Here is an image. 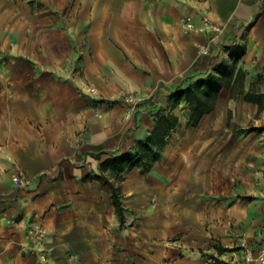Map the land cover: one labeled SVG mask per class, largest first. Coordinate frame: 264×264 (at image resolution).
I'll return each mask as SVG.
<instances>
[{
	"label": "crops",
	"instance_id": "1",
	"mask_svg": "<svg viewBox=\"0 0 264 264\" xmlns=\"http://www.w3.org/2000/svg\"><path fill=\"white\" fill-rule=\"evenodd\" d=\"M202 17L222 31L198 54L213 32L184 20ZM218 65L229 84L193 124L170 92ZM167 116L158 158L101 165ZM263 246L264 0H0V264H255Z\"/></svg>",
	"mask_w": 264,
	"mask_h": 264
},
{
	"label": "trees",
	"instance_id": "2",
	"mask_svg": "<svg viewBox=\"0 0 264 264\" xmlns=\"http://www.w3.org/2000/svg\"><path fill=\"white\" fill-rule=\"evenodd\" d=\"M233 59H237L241 55L240 51L231 52ZM217 74H209L204 79H199L195 82V84L188 85L185 88L176 87L174 90L170 92V95L177 99H182L189 103L193 114L195 115V119L193 124L199 119V117L209 112L213 106L214 100L217 94L220 92L223 87L229 84V80L231 77L232 68L226 69V67L222 65H218L215 68ZM241 74L237 75L241 77ZM223 80H221V78ZM261 95H253L251 93H246L245 99L248 101L258 102V98ZM176 124V118L174 116L163 117L155 127V132L149 139L139 145L138 151L136 153H125L119 154L116 156H111L107 158L104 162H102V166H109L117 171H122L125 167H133L137 165H141L147 160H154L159 157V152L163 145V137L164 135ZM95 179H98L100 182L109 185L112 191L113 204L115 206V210L119 216L122 218V206L121 202L118 198V194L112 183H110L107 178L103 176H95ZM214 248L222 253L225 251L224 248L220 247L217 244H214ZM218 264H223L221 261L217 260Z\"/></svg>",
	"mask_w": 264,
	"mask_h": 264
},
{
	"label": "built area",
	"instance_id": "3",
	"mask_svg": "<svg viewBox=\"0 0 264 264\" xmlns=\"http://www.w3.org/2000/svg\"><path fill=\"white\" fill-rule=\"evenodd\" d=\"M184 26L188 30L197 29L199 31L209 30V31L213 32V35L210 37L207 44L201 45L198 47V54H205V53L209 52V50L211 48V44L215 41L218 34L222 31V28L220 26L214 24L213 22H211L208 17H202L200 22L198 23V26L196 25V23L191 22L190 19L187 18L184 20ZM124 102L128 106V110L126 111V114H125V118L128 119V118H130L131 112L134 110V108L137 104V101L134 98H132L131 96H126L124 98ZM12 180L16 184H19L21 182V180L18 176H14L12 178ZM241 245L245 246L246 244L242 243ZM247 261L249 263L256 262L259 264H264V246L260 249L259 254L255 258L251 254H249L247 256ZM210 263L216 264V261L211 259Z\"/></svg>",
	"mask_w": 264,
	"mask_h": 264
},
{
	"label": "rangeland",
	"instance_id": "4",
	"mask_svg": "<svg viewBox=\"0 0 264 264\" xmlns=\"http://www.w3.org/2000/svg\"><path fill=\"white\" fill-rule=\"evenodd\" d=\"M254 258H255V257H254ZM215 261H216V260H215ZM210 264H211V263H210ZM216 264H218L217 261H216ZM227 264H229V263H227ZM255 264H259V263H256V262H255Z\"/></svg>",
	"mask_w": 264,
	"mask_h": 264
}]
</instances>
